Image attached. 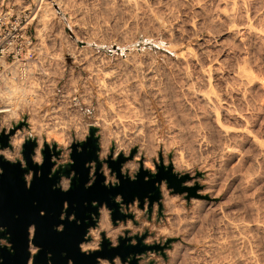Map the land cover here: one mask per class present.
I'll use <instances>...</instances> for the list:
<instances>
[{"label": "rangeland", "instance_id": "1", "mask_svg": "<svg viewBox=\"0 0 264 264\" xmlns=\"http://www.w3.org/2000/svg\"><path fill=\"white\" fill-rule=\"evenodd\" d=\"M81 1L54 5V17L43 24L37 16L41 0H6L10 8L15 3L30 9L37 57L26 70L12 67L13 76L1 74L0 109L9 111L2 112L0 129L8 118L27 121L22 131L39 143L34 159L39 161L44 143H56L62 154L55 159L63 164L71 160L72 143L96 126L100 159L135 150L127 162L141 167L122 170L131 177L140 169L158 173L159 166L166 171L171 166L174 181L185 176L182 191L162 180V209L155 202L149 213L148 200L144 208L135 200L123 205L134 218L114 224L103 206L99 225L90 231L95 245L85 251L100 248L102 231L117 243L128 229L132 235L147 231V243L170 241L165 255L148 251L140 264H264V0H254L257 9L253 0H236L238 6L216 0L219 7L215 0H136L138 7L133 0H108V7L99 6L82 20L75 9ZM18 159L23 161L21 151L13 160ZM102 171L107 183L118 181L107 162ZM109 264L124 263L116 257Z\"/></svg>", "mask_w": 264, "mask_h": 264}, {"label": "water", "instance_id": "2", "mask_svg": "<svg viewBox=\"0 0 264 264\" xmlns=\"http://www.w3.org/2000/svg\"><path fill=\"white\" fill-rule=\"evenodd\" d=\"M24 126L29 127L27 121H20L8 132L3 129L0 132V149H12V135ZM97 132V127H91L86 139L74 141L70 147L71 161L58 168H55V158H60L62 150L56 143L52 146L44 143L41 149L42 161H36L34 156L39 143L34 137H27L22 143L23 161L10 160L0 154V225L7 226L11 220H17L23 221L24 227L19 232L17 225H14L10 236L0 234V239L7 238L14 244L13 251H8L7 246L0 241V264H100L101 259L113 262L116 257L124 264H140V256L148 251L165 255L164 249L170 241L165 245L147 243V231L132 235L128 229L124 231V235L118 236L117 243H113L106 231H102L100 248L82 250L81 243L90 239L87 237L88 228L96 224L94 216L100 215V207L109 208L112 221L116 224L118 221L134 218L133 213L123 212L121 208L124 204L128 208L135 200L140 202L141 208L145 207L148 200L149 213L155 202L162 209L160 184L163 179L176 190L184 189L181 182L185 176L174 181L176 174L172 173L171 166L167 171L164 166H159L158 173L140 169L132 180L128 174L123 173L122 168L125 162L133 158L135 150L129 156L121 154L113 158V154H110L102 160L100 136ZM103 162L108 163L117 182H106L102 171ZM93 163L96 178L91 183ZM72 170L79 174V180H73L71 186L64 189L60 185L61 180L64 176L69 177ZM29 174L32 175L31 180L27 179ZM146 176L150 179L146 180ZM119 196L121 201L118 200ZM65 202L72 208L67 209L66 216L62 218ZM74 203L76 206H72ZM72 213L75 215L74 220L70 219ZM86 218L89 220L86 221ZM78 219L82 224H77ZM30 225L35 226L32 238L28 236ZM31 244L35 247L34 253ZM149 264H154V261Z\"/></svg>", "mask_w": 264, "mask_h": 264}, {"label": "bare ground", "instance_id": "3", "mask_svg": "<svg viewBox=\"0 0 264 264\" xmlns=\"http://www.w3.org/2000/svg\"><path fill=\"white\" fill-rule=\"evenodd\" d=\"M112 1V0H111ZM116 1V0H115ZM121 1V0H120ZM126 2L128 1V0H125ZM124 0L122 1V2H125ZM130 1H132V0H130ZM130 1H129V3H130ZM144 2H145V0H143ZM148 1V0H147ZM177 1V0H176ZM197 1V3L199 2V0H196ZM201 1H203V0H201ZM209 1V0H208ZM212 1V0H211ZM232 1V0H231ZM236 0H234V2H235ZM240 1V0H239ZM239 1H236V4H233V7H235L234 5H236V6H238V3L237 2H239ZM259 1V0H258ZM257 1V2H258ZM108 2V0H82L81 2H80V4H79V2H78V6L75 8L76 9V11H77V13H79L80 14V17L82 16L83 18L89 13V12H91V11H93L95 8H97V7H99V6H104V5H106V4H108L107 3ZM113 2H114V0H113ZM113 2H110V3H113ZM125 2V3H126ZM133 2H135V4L134 5H138L137 3H136V0H133ZM141 2V1H140ZM144 2H142V3H144ZM181 2V1H180ZM179 2V0H178V3H180ZM185 2V1H184ZM194 2V1H193ZM210 2V1H209ZM228 2H230V1H227V3ZM234 2H232V3H234ZM243 2V1H242ZM244 2H245V0H244ZM253 2H254V0H253ZM256 2V3H257ZM262 2V1H261ZM120 3V2H119ZM142 3L140 4V5H142ZM159 3V2H158ZM200 3V2H199ZM203 3H205V1H203L202 2V4ZM216 3H218V2H216V0H215V5H216ZM222 3V2H221ZM220 3V4H221ZM231 3V2H230ZM229 3V4H230ZM247 3V2H246ZM251 3H252V0H251ZM255 2H254V5L256 4ZM259 3V2H258ZM263 3V2H262ZM262 3H260V4H262ZM39 4V3H38ZM63 4H64V7H65V4H66V0H41V3H40V8L38 9V17H39V20L44 24V23H46V22H48V19H50L49 17H51V16H53V15H55L54 14V5H59V6H63ZM76 4V3H75ZM144 4H146V5H148V2H146V3H144ZM143 4V5H144ZM160 5L162 4V3H159ZM158 4V5H159ZM207 4V3H206ZM213 4V3H212ZM225 4V3H224ZM228 4V5H229ZM248 4H250V2H248ZM247 4V5H248ZM67 5V4H66ZM109 5V4H108ZM114 5V4H113ZM116 6V8H117V5L118 4H115ZM127 5V4H126ZM126 5H124L123 4V6H122V4H121V6H122V8L124 7V6H126ZM130 5H132V4H130ZM139 5V6H140ZM154 5V4H153ZM211 5V4H210ZM214 5V4H213ZM228 5H224L225 7L227 6L228 7ZM232 5V4H231ZM240 5V4H239ZM8 6H9V8L11 7V4L8 2ZM135 6V7H136ZM145 6V5H144ZM206 6V5H205ZM216 6H218L219 7V4L218 5H216ZM215 6V7H216ZM241 6H243V5H241ZM245 6V5H244ZM244 6H243V8H244ZM69 7V6H68ZM71 7V6H70ZM106 7H108L107 5H106ZM112 7L113 6H111V9H112ZM138 7V6H137ZM136 7V8H137ZM147 7V6H146ZM218 7H216V8H218ZM225 7H224V9H225ZM246 8H247V6H245ZM249 7V6H248ZM251 7V6H250ZM255 7V6H254ZM261 7H262V5H261ZM103 8H105V7H103ZM119 8H121V7H119L118 6V9H116V11H119ZM126 8V7H125ZM127 8H128V6H127ZM126 8V9H127ZM131 8H133V7H130V9ZM148 8V7H147ZM151 9L152 8H154V7H150ZM222 8V7H221ZM220 8V9H221ZM236 8V7H235ZM235 8H234V12L235 13H237V17H238V12H236L235 11ZM239 8V7H238ZM241 8V7H240ZM260 8V7H259ZM98 9V8H97ZM97 9H95V10H97ZM101 9H102V7H101ZM106 9V8H105ZM108 9V8H107ZM110 8H109V10H111ZM115 8H113V10H114ZM219 9V8H218ZM217 9V10H218ZM232 9L233 8H231V11H232ZM237 9V8H236ZM242 9V8H241ZM245 9V8H244ZM256 9H257V4H256ZM256 9H252V10H256ZM10 10H13L12 8H10ZM70 10H72V14H74L73 13V10H74V8L73 9H70ZM70 10H69V12H70ZM112 10V11H113ZM132 10H134L135 11V9L133 8ZM156 10H158V9H156ZM211 10H212V8H211ZM222 10V9H221ZM247 10V9H246ZM75 11V12H76ZM102 11V10H101ZM108 11V10H107ZM126 11V10H125ZM131 11V10H130ZM209 11H210V9H209ZM226 11V10H225ZM223 12V10H222V12L225 14V13H229V10L227 11V12ZM239 11V10H238ZM263 11V10H262ZM93 12H95V11H93ZM98 12H99V9H98ZM104 12V14H106V12L105 11H103ZM140 12V11H139ZM221 12V11H220ZM221 12V13H222ZM234 12H232L233 14H234ZM241 12V11H240ZM240 12H239V14H240ZM244 12V11H243ZM248 12V11H247ZM249 12H250V8H249ZM249 12H248V14H249ZM71 13H70V15H71ZM96 13V12H95ZM94 13V14H95ZM115 13V12H114ZM117 13V12H116ZM116 13H115V15H116ZM119 13V12H118ZM136 13V12H135ZM135 13H134V15H135ZM144 13V12H143ZM148 13H150V12H148ZM154 13V12H153ZM228 13H227V16L226 17H228V18H233V15L230 13L229 15H228ZM103 14V15H104ZM139 13H136V15H138ZM157 14V13H156ZM244 14V13H243ZM242 14V15H243ZM248 14H246V16H248ZM254 14H255V12H254ZM77 15V14H76ZM91 15V14H90ZM103 15H102V17H103ZM107 15H110V12L109 13H107ZM118 15V14H117ZM117 15H116V17H117ZM151 15V14H150ZM149 15V16H150ZM164 15V14H163ZM175 15V14H174ZM226 15V14H225ZM241 15V14H240ZM264 15V14H263ZM73 16H75V15H73ZM77 16H79V15H77ZM77 16L75 17V18H77ZM95 16H97V15H95ZM94 16V17H95ZM113 16V15H112ZM112 16H110V18L112 17ZM131 16V15H130ZM158 16V15H157ZM156 16V17H157ZM217 16V15H216ZM244 16H245V14H244ZM244 16H241V17H244ZM250 16V15H249ZM248 16V17H249ZM257 16V15H256ZM261 16V15H260ZM54 17V16H53ZM52 17V18H53ZM71 17H72V15H71ZM82 17H81V20H82ZM93 16H92V18L91 19H93L94 18ZM99 17V16H98ZM102 17H100L101 18V21L102 22H104L103 21V19L105 18H103L102 19ZM107 17H109V16H107ZM119 17V16H118ZM134 17V16H133ZM138 17V16H137ZM152 17H153V15H152ZM163 17V16H162ZM225 17V18H226ZM236 17V18H237ZM248 17H246V18H248ZM113 18V17H112ZM132 18V17H131ZM139 18V17H138ZM138 18L136 19V20H138ZM240 18V17H239ZM259 18V17H258ZM78 19H80V18H78ZM88 19H90V17L88 18ZM95 19H97V18H95ZM99 19V18H98ZM107 19V18H106ZM109 19V18H108ZM119 19V18H118ZM155 19V18H154ZM160 19H161V17H160ZM160 19H158V20H160ZM208 19H210V18H208ZM249 19V18H248ZM260 19V18H259ZM76 20V19H75ZM85 20V19H84ZM105 20V19H104ZM131 20V19H130ZM150 20H152V19H150ZM164 19H162L161 21H163ZM231 19H229V21H230ZM78 21V20H77ZM88 20H86V22H87ZM93 21H94V19H93ZM97 21V20H96ZM156 21H157V19H156ZM155 21V23H158V22H156ZM160 21V22H161ZM210 21V20H209ZM221 21V20H220ZM226 21H228V19L226 20ZM234 21H235V19H234ZM240 21V20H239ZM74 22V21H73ZM101 22V23H102ZM128 22V21H127ZM131 22H133L132 20H131ZM137 22V21H136ZM164 22V21H163ZM162 22V23H163ZM166 22V21H165ZM207 22V21H206ZM212 22V21H211ZM214 22V21H213ZM232 22V21H231ZM236 22V21H235ZM78 23V22H77ZM84 23H85V21H84ZM89 23V22H88ZM95 23V22H94ZM93 22H91V24H94ZM107 23V22H106ZM139 23V22H138ZM208 23V22H207ZM259 23V22H258ZM82 24H83V21H82ZM86 24V23H85ZM84 24V25H85ZM103 24V23H102ZM102 24H100V26L102 25ZM105 24V23H104ZM143 24V23H142ZM164 24V23H163ZM170 24V23H169ZM230 24V23H229ZM236 24V23H235ZM255 24V23H254ZM74 25H75V23H74ZM77 25V24H76ZM81 25V24H80ZM83 25V26H84ZM160 25V24H159ZM158 25V26H159ZM64 26V25H63ZM82 26V25H81ZM97 26H98V24H97ZM163 26V25H162ZM170 26V25H169ZM207 26V25H206ZM232 26H233V24H232ZM236 25H234V27H235ZM62 27V26H61ZM79 27V26H78ZM99 27V26H98ZM102 27H103V25H102ZM145 27V26H144ZM209 27V26H208ZM80 28V27H79ZM83 28V27H82ZM124 28V27H123ZM262 28V27H261ZM59 29V28H58ZM84 29V28H83ZM87 29V28H86ZM89 29V28H88ZM99 29L101 30V28L99 27ZM140 30V29H139ZM211 30V29H210ZM60 31H61V29H60ZM63 31V30H62ZM89 31V30H88ZM97 31V30H96ZM99 31V30H98ZM86 32V31H85ZM169 32V31H168ZM171 32V31H170ZM239 32V31H238ZM61 33V32H60ZM96 33V32H95ZM153 33V32H152ZM97 34V33H96ZM127 34V33H126ZM172 35V34H171ZM170 35V36H171ZM215 35V34H214ZM63 39V38H62ZM60 41V40H59ZM60 42H62V41H60ZM60 42H59V44H60ZM72 44V43H71ZM60 46V45H59ZM62 47V46H61ZM60 48V47H59ZM60 50H62V49H60ZM145 50V49H144ZM77 52V51H76ZM76 52H74V53H76ZM73 53V54H74ZM80 54L82 53V52H79ZM84 53V52H83ZM79 54V55H80ZM129 54H130V52H129ZM149 54V53H148ZM190 54V53H189ZM78 55V56H79ZM75 56V55H74ZM76 56H77V53H76ZM81 57V56H80ZM82 57H84L83 55H82ZM81 59V58H80ZM76 60H77V58H76ZM81 60H83V59H81ZM191 60V59H190ZM91 61V60H90ZM86 62V61H85ZM88 62H89V60H88ZM188 63V62H187ZM84 64V63H83ZM82 64V65H83ZM88 64V63H87ZM91 64H93V63H91ZM141 64V63H140ZM90 65V64H89ZM85 66H86V64H85ZM93 66V65H92ZM87 67H88V65H87ZM82 68H84L85 69V67H82ZM91 68V67H90ZM134 68V67H133ZM152 68V67H151ZM93 69V68H92ZM246 69V68H245ZM150 70V69H149ZM148 70V71H149ZM154 70V69H153ZM210 70V69H209ZM242 70V69H241ZM87 71H88V68H87ZM93 71V70H92ZM205 71V70H204ZM207 71H208V69H207ZM100 72V71H99ZM142 72V71H141ZM244 72V71H243ZM113 73V72H112ZM188 73H190V72H188ZM202 73V72H201ZM239 73H241V72H239ZM245 73V72H244ZM150 74V73H149ZM162 74V73H161ZM204 74H206L207 75V73H204ZM185 75H186V73H185ZM205 75V76H206ZM211 75V74H210ZM253 75V74H252ZM188 76V75H187ZM188 77H191V75L190 76H188ZM197 77V76H196ZM207 77H210V76H207ZM255 77V76H254ZM1 78H3L4 79V77H2L1 76ZM19 78V77H18ZM17 78V79H18ZM192 79H193V77H191ZM190 78V79H191ZM206 78V77H205ZM256 78V77H255ZM21 79H24V78H20L19 80H21ZM97 79H99V78H97ZM140 79V78H139ZM190 79H189V81H190ZM209 79L210 78H208V80L207 81H209ZM211 80V79H210ZM244 80H246V79H244ZM243 80V81H244ZM249 80H251V78L249 79ZM101 81H103V80H101ZM99 82V81H98ZM109 82V81H108ZM141 82V81H140ZM192 82V81H191ZM211 81H209V83H210ZM251 82V81H250ZM104 83H105V81H104ZM206 84V83H205ZM102 85V84H101ZM207 85H208V83H207ZM103 86H104V84H103ZM143 86V85H142ZM211 86H213V85H211ZM211 86H210V88H211ZM139 87V86H138ZM144 87V86H143ZM103 88V87H102ZM100 89V88H99ZM214 89V88H213ZM193 90V89H192ZM249 90V89H248ZM198 91V90H197ZM209 91V90H208ZM207 91V92H208ZM212 91V90H211ZM210 91V92H211ZM98 93V92H97ZM203 93H205V92H203ZM206 94V93H205ZM212 94V93H211ZM219 94V93H218ZM217 94V95H218ZM1 86H0V98H1ZM208 96V94H206L204 97H207ZM97 97H98V95H97ZM219 97V96H218ZM218 97H217V99H218ZM99 98H102V97H99ZM216 98V97H215ZM220 98V97H219ZM222 98V97H221ZM98 99V98H97ZM102 100V99H101ZM101 100H99V101H101ZM211 100H212V98H211ZM208 101L211 103L212 101H210V99H208ZM216 101V100H215ZM216 102H219V101H216ZM207 103V102H206ZM220 103V102H219ZM212 104H213V102H212ZM211 104V105H212ZM30 106L31 107H33V102H31L30 103ZM220 106H221V104H220ZM231 106V105H230ZM5 107H7V106H5ZM229 107V106H228ZM53 108V107H52ZM215 108H217V107H215ZM54 109V108H53ZM231 109V108H230ZM227 110V109H226ZM9 110L8 109H0V112H8ZM54 111V110H53ZM52 111V112H53ZM58 111V110H57ZM228 111H229V109H228ZM232 111H233V109H232ZM54 112H56V111H54ZM216 112V111H215ZM214 112V113H215ZM220 112V111H219ZM229 112H231V111H229ZM234 112V111H233ZM211 113V112H210ZM212 113H213V111H212ZM232 113V112H231ZM230 113V114H231ZM216 114V113H215ZM233 114V113H232ZM237 114V113H236ZM55 115V114H54ZM217 115H219V113L217 114ZM221 115V114H220ZM218 117H220V116H218ZM12 119L13 118H8L7 120H5V123L7 124V125H5V130H6V132H8L12 127H13V124L15 123H17V121H16V119H14V121H12ZM216 119H217V121H218V118H217V116H216ZM218 122H220V121H218ZM91 127H96V126H91ZM90 127V128H91ZM222 128V127H221ZM229 132V131H228ZM247 133V132H246ZM26 131H22V129L20 130V129H18L16 132H15V134L14 135H12V137H11V144H12V146H13V148L12 149H9V148H7V149H0V154H3L6 158H8V159H10V160H13V159H15V157H17L18 155H20V151H21V147H22V143L24 142V140H25V138H26ZM231 134V133H230ZM121 155V154H120ZM37 159L39 160V161H41L42 160V156H41V153L39 152V154H38V157H37ZM146 165V164H145ZM141 167V164L139 163V162H134V161H129V162H126L125 164H124V166H123V168H122V170H129V172H133V171H135V170H137V169H139ZM104 171H105V173H106V175H107V177L109 178V175H108V168L106 167V166H104ZM128 172V171H127ZM29 177V176H28ZM112 180V179H111ZM68 185H69V182H68V180L67 179H62V187L63 188H67L68 187ZM162 189H164V194H165V200H166V203L167 204H170V198L168 197V192H167V190H166V188H165V186L163 185V188ZM107 213L106 212H104L103 211V213H102V217H103V220L104 221H106V218H107ZM31 231H32V229H31ZM109 231V234H111L112 232H114V231H112L111 229H109L108 230ZM93 245H95L92 241H90V242H86V243H83L82 245H81V247H82V249L83 250H88V249H91L92 247H93ZM33 248V250H35V247L33 246L32 247ZM100 264H109V261L108 260H106V259H101L100 260Z\"/></svg>", "mask_w": 264, "mask_h": 264}, {"label": "built area", "instance_id": "4", "mask_svg": "<svg viewBox=\"0 0 264 264\" xmlns=\"http://www.w3.org/2000/svg\"><path fill=\"white\" fill-rule=\"evenodd\" d=\"M12 6L15 8L10 10L6 0H0V76H13L12 67L26 70L37 57L34 39L29 32L30 9L15 3ZM2 114L0 112V117Z\"/></svg>", "mask_w": 264, "mask_h": 264}, {"label": "flooded vegetation", "instance_id": "5", "mask_svg": "<svg viewBox=\"0 0 264 264\" xmlns=\"http://www.w3.org/2000/svg\"><path fill=\"white\" fill-rule=\"evenodd\" d=\"M86 139V138H85ZM114 150V149H113ZM61 156V155H60ZM71 161V160H70ZM70 161H68V162H66V163H61V164H59L58 162H57V164L55 165V168H58L59 167V165H66L67 163H69ZM123 166H124V164H123ZM94 171H95V164L93 163L92 164V167H91V171H90V175H91V180H90V182L92 183L94 180H95V178H96V176L94 175ZM124 173V172H123ZM124 174H127V173H124ZM129 175V174H128ZM78 176H79V174L77 175L76 174V172H75V170H72V172H71V174H70V176L69 177H63V178H67L68 180H69V186L67 187V188H64V189H68L70 186H71V183H72V181L74 180V181H77L78 182ZM130 176V175H129ZM62 178V179H63ZM130 178L133 180V179H135L136 177H131L130 176ZM27 179H28V176H27ZM28 180H31V179H28ZM62 181V180H61ZM117 182V181H116ZM113 183H115V182H113ZM60 185H61V183H60ZM62 186V185H61ZM72 206H76V204L74 203ZM70 208H72L71 206H70V204H68V202H65V204H64V208H63V213H62V218H64L65 216H66V211H67V209H70ZM101 208L102 207H100V213H101ZM121 210L123 211V212H126V208H124L123 206H122V208H121ZM42 214H44V212H42ZM18 215H16V217H17ZM70 219L71 220H74L75 219V215H74V213H72L71 215H70ZM99 219H100V215L98 216V217H95L94 216V220L96 221V224L95 225H92V226H90L89 228H88V234H87V237H90V239H88L87 241H84L83 243H85V242H89L90 240H91V236H90V231H91V229H94V228H97V226L99 225ZM86 221H88L89 220V218H86L85 219ZM15 222H17V224H15ZM77 224H82L81 223V221H80V219H78L77 220ZM14 225H17V228H18V230H19V232L21 231H23L24 230V227H23V221H21V222H18L17 220H11L10 222H9V225H5V226H2V225H0V234L1 235H6V236H10V232L12 231L13 232V230H12V226H14ZM31 229H32V231H31ZM60 229H62V226L60 227ZM34 231H35V226L34 225H30L29 227H28V232H30L29 233V237L30 238H32L33 237V235H34ZM21 240V239H20ZM0 241H1V244L2 245H4V246H7V249H8V251H13V243H11V242H9L8 240H7V238H1L0 239ZM83 243H81V245L83 244ZM31 246H33L32 244H31ZM36 250H33V253L35 252ZM10 262V261H9ZM12 262V261H11Z\"/></svg>", "mask_w": 264, "mask_h": 264}]
</instances>
